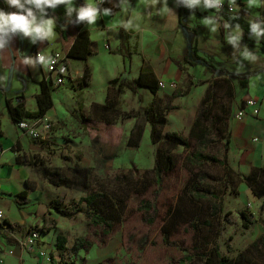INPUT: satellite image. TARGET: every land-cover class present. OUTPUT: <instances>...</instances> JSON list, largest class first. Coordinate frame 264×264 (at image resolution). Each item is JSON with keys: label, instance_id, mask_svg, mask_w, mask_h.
<instances>
[{"label": "crops", "instance_id": "0c3cea01", "mask_svg": "<svg viewBox=\"0 0 264 264\" xmlns=\"http://www.w3.org/2000/svg\"><path fill=\"white\" fill-rule=\"evenodd\" d=\"M225 1L235 3L234 13L206 7L205 0H199L192 7L188 6L189 0H166V4L165 0H109L107 8L102 10L98 9L96 0H72L70 7L74 10L82 4L98 9L96 23L89 25L87 21L81 28L93 44V53L87 59H66L70 75L64 86L52 85L54 106L45 117L50 121L65 120L70 106L84 131L77 111L86 106L82 103L86 93L100 84L102 94L92 97L88 105H104L112 80L119 77L137 79L145 70L153 72L159 82H180L185 77L187 88L178 89L180 98L189 96L195 86H206L201 103L208 92L218 87L215 81L225 79L223 90L227 92L229 87L233 93L228 102L231 108L229 164L241 175L249 174L254 167H264V37L235 23L264 24V0ZM60 5L44 9L43 20H53V34L48 38L19 30L0 34V147L3 149L0 154V210L5 221L21 227L12 237L2 229L0 222L3 264H43L38 250H47V238L54 231L42 235L36 252L29 253L22 245L27 229L42 219L45 222L44 207L53 199V193L42 188V184L46 186L47 183L42 182L34 167L24 163L40 156L42 147L38 141L22 134L9 114V105H18L21 98L28 112L37 111L41 82L48 81L49 76L47 66L38 61L37 54H64V39L75 38L76 20L64 15L69 6ZM0 9L6 13L15 11L5 0H0ZM105 9H111V14H104ZM33 10L39 24L41 14ZM86 72L88 77L84 79ZM48 82L52 84L51 80ZM56 90L60 111L56 107ZM168 90L170 88H160L154 95L148 88L140 87L134 95L141 99L147 95L156 100ZM169 94L171 102L173 94ZM222 97L228 100L230 96L223 94ZM250 99L258 102L259 115L253 116L247 108L245 118L237 120L236 114ZM175 106L180 108L174 109V116L189 119L180 104ZM171 117V113L167 114L168 120ZM197 117L198 114L192 119L193 123ZM53 130L48 142L54 136ZM28 183L32 186L28 196H19L28 189ZM3 235L13 239L8 241Z\"/></svg>", "mask_w": 264, "mask_h": 264}, {"label": "rangeland", "instance_id": "374dc122", "mask_svg": "<svg viewBox=\"0 0 264 264\" xmlns=\"http://www.w3.org/2000/svg\"><path fill=\"white\" fill-rule=\"evenodd\" d=\"M184 78L175 82L176 89L165 91V96L156 100L147 95L141 99L124 90L119 96V111L113 116L114 124L112 127L104 125V129L97 132V138L82 130L79 117L67 102L66 119L51 120L54 136L49 142L38 141L42 151L32 162L36 174L47 183L46 186L43 183L42 188L53 193V199L44 207L45 222L42 219L30 227L44 233L54 230L47 238L46 250L54 264H178L187 254L194 258L186 264H203V258L214 249L227 255L231 264H264V246L258 242L264 233V198H256L245 183L225 186V171L218 164L191 169L187 162L190 152L183 148L171 151L177 167L170 173H163L162 183H157L155 164L159 145L151 140L145 108L153 105L168 116L171 113L173 117L168 120L167 130L189 137L192 119L200 112L201 98L207 87L195 86L189 96L173 104L169 93L173 94L180 87L186 89ZM96 87L86 93L82 101L86 106L77 111L80 116L94 118V114L100 113H93L88 105L92 97L102 94L101 85ZM54 94L60 111L58 91ZM176 104L188 113L189 119L174 116V109L169 108ZM135 126L142 133L140 145L128 147L127 141ZM225 142V139L218 140L209 151L223 155ZM194 148V141H191L192 151ZM55 171L69 179L68 187L51 183L57 181ZM196 172L213 183L206 186L218 194L223 204L224 213L220 216H211L213 200L198 201L191 197L189 189L197 183ZM98 191L109 194L113 203L120 207L115 228L108 236L103 237L102 229L91 225L86 206L81 214L70 219L60 217L51 207L54 200L68 205L72 200L78 201ZM146 200L153 206L150 213L141 209V203ZM242 212L253 222L250 228L244 226ZM59 233L68 238L69 251L64 255L56 249ZM166 235L168 243H165ZM79 239L90 242V249L73 252Z\"/></svg>", "mask_w": 264, "mask_h": 264}, {"label": "trees", "instance_id": "16d2710c", "mask_svg": "<svg viewBox=\"0 0 264 264\" xmlns=\"http://www.w3.org/2000/svg\"><path fill=\"white\" fill-rule=\"evenodd\" d=\"M109 0H105L103 5L98 7L99 10L107 8ZM64 4H61L62 6ZM82 6H87L82 4ZM81 6V7H82ZM113 10V9H112ZM64 15L76 20V36L75 38L67 37L63 42V51L66 58H81L87 59L89 55L93 53V44L89 39V36L85 32H81V28L87 22L78 21L76 11L73 10L71 14L65 12ZM240 25L243 29L248 32H253L251 25H259L260 31L264 32V24L255 22L248 23L245 21L235 22ZM264 37V35H260ZM88 73L84 74V79H87ZM215 84L218 86L213 92H208L205 98L202 100L200 112L197 119L193 123L189 137H185L177 132H172L167 130V113L163 111H158L153 105L147 106L145 108L146 120L150 125V137L154 144H158L157 148V160L155 164V175L158 185L162 183V174L170 173L174 171L177 167L175 158L171 151L183 148L185 151H189L187 156V162L189 167L197 169L204 164H218L224 168L225 176L224 183L225 186L230 187L234 184L240 182L245 183L246 186L252 191L253 195L258 199L264 198V167H254L249 174L241 175L237 173L229 164L228 152L230 150V133H229V116L231 113L230 100L233 97V93L228 87V91L225 92L223 89L226 84L225 79L216 80ZM140 87H146L150 92L156 95L160 89L159 81L153 72L145 70L137 78L130 80L128 78H116L111 81L108 98L106 104L104 105H93L92 110L94 112H100L94 114V118L87 115H81V120L85 133L90 136L97 138V132L104 129V125L107 127H112L114 124L113 116L119 111V96L124 90H129L132 94H138V89ZM53 88L52 84L48 81L41 82V91L37 95V106L38 109L34 113H30L26 110L22 99H19V104L16 106L9 105V114L14 121L18 123L26 118H44L49 110L54 106L53 100ZM229 95V99L223 98L222 95ZM182 95L177 90L171 96V102L174 103L175 100L180 98ZM179 106L172 105L169 109H178ZM167 109V112L169 111ZM103 128V129H102ZM96 132V133H95ZM142 138V133L138 126H135L130 134L127 141L128 147H138ZM225 139V153H211L209 148L214 146L218 140ZM191 141H194L195 148L192 151ZM163 146L165 148H163ZM19 161L22 163L21 159ZM24 163L35 167V164L30 161H25ZM191 168V169H192ZM57 177V181H51V183L57 187H68L69 179L64 177L60 172L55 171L53 173ZM86 177V176H85ZM197 178V183H194L189 191L192 198L196 200L211 199V216L217 217L224 213L223 204L219 201L218 194L213 190L207 188L209 184H213L210 179L196 172L194 178ZM215 181V180H214ZM207 185V186H206ZM27 190L21 192L19 196H28L29 190L32 186L28 183ZM83 206L87 208V215L90 219L91 225L95 228L102 229V236H108L112 233L117 223L119 206L113 203L112 197L103 191L94 192L92 194L81 197L78 201L72 200L70 204L66 205L62 202L54 200L52 202V209L62 218H74L83 212ZM153 206L148 200L141 203V209L150 213ZM118 210V211H117ZM244 221V226L250 228L253 222L250 220L249 215L245 212L241 213ZM4 225L10 229V232L18 233L21 229L18 225L10 224L7 221L3 222ZM3 223L1 224L2 229L6 230ZM264 223V222H263ZM43 232V231H42ZM9 234V233H8ZM43 234H46L43 232ZM7 238L8 241L13 239L12 237ZM264 246V233L259 239V241ZM165 243H168V237H165ZM91 243L83 239H79L75 242L73 247V252H79L83 249H90ZM56 249L62 254H66L69 251L68 238L59 233L56 237ZM191 254H187L183 259L179 261L178 264H186L193 260ZM231 259L227 255L221 254L217 249H214L209 256L203 258V264H231ZM76 264V263H71Z\"/></svg>", "mask_w": 264, "mask_h": 264}, {"label": "built area", "instance_id": "2783aa9c", "mask_svg": "<svg viewBox=\"0 0 264 264\" xmlns=\"http://www.w3.org/2000/svg\"><path fill=\"white\" fill-rule=\"evenodd\" d=\"M104 1L105 0H96L97 7L103 5ZM215 9L218 12L234 13L235 3H229L225 0H220V4L215 6ZM41 55L44 57L43 61L40 60ZM37 58L40 63L47 66V69L49 71L48 81L51 80L52 85L56 88L64 86L67 76L70 75L66 56L62 53H55L52 55L38 53ZM159 87L161 89L170 88L173 90L177 88V84L175 82L165 83L160 81ZM247 108L251 110V114L253 116H258L260 113L258 102L255 99H250L246 101L245 107L236 114L237 120H243L245 118L247 114ZM17 126L25 137L36 141L47 140L48 135L52 131V122L46 117L33 120H22L17 123ZM1 153H3V149L0 147V154ZM4 221L5 219L3 211L0 210L1 224ZM4 227H6V231L12 237L15 236L16 233L10 232V229L7 227V225H4ZM42 235L43 233L40 229H37L35 227H30L29 229H27L25 241L24 243H22L27 252H36V249L38 248V245L42 240ZM38 254L42 259H44L43 264L53 263L52 256L46 250H38ZM3 263V259L0 258V264Z\"/></svg>", "mask_w": 264, "mask_h": 264}, {"label": "clouds", "instance_id": "9594fccd", "mask_svg": "<svg viewBox=\"0 0 264 264\" xmlns=\"http://www.w3.org/2000/svg\"><path fill=\"white\" fill-rule=\"evenodd\" d=\"M198 2L199 0H189L188 6L192 7ZM5 3L10 8L15 9V11L6 13L0 9V34L19 30L27 35L35 33L41 38H48L53 34V20H43V15H46L44 9H55L57 5L64 4L69 6L67 8L69 14L74 10L70 7L72 0H23V2L22 0H5ZM219 4L220 0H205L206 7H215ZM33 9L38 10L41 14V22L39 24L36 22L37 18ZM75 11L78 21L87 20L89 25L96 23L98 15L97 7L82 6L75 9ZM104 14H111V9H105ZM251 28L258 36L264 35V32L260 31L259 25L252 24ZM43 59L44 57L41 55L40 60L43 61Z\"/></svg>", "mask_w": 264, "mask_h": 264}]
</instances>
